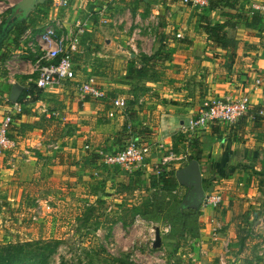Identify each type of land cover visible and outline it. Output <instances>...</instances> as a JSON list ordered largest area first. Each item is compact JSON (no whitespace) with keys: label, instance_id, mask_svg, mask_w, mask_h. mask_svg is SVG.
I'll return each instance as SVG.
<instances>
[{"label":"crops","instance_id":"crops-1","mask_svg":"<svg viewBox=\"0 0 264 264\" xmlns=\"http://www.w3.org/2000/svg\"><path fill=\"white\" fill-rule=\"evenodd\" d=\"M67 1L66 10L50 7L49 21L61 19V34L68 40L78 38L72 55L73 80L94 77L105 99L81 100L70 82L41 90L36 102H30L29 96L21 98L24 90L36 87L32 67L39 54L28 42L11 45L22 60L15 82L0 72L1 90L9 91L2 98L10 100L14 85L22 92L9 105L0 103V121L14 103L22 112L12 115L10 134L15 148L0 150V215L8 220L34 216L35 208H43L49 196L60 197L57 202H63L62 208L78 215L80 202H87L95 193L105 208L101 213L108 233L113 224L121 225L118 220L125 219L127 209H151V194L163 198L166 192L159 191L152 167L164 159L166 170L182 169L183 164L176 162L184 157L181 152L189 141L182 128L201 105L214 98L247 96L249 112L243 118L231 126H210L194 136L196 144L190 146L199 159L205 194L218 193L222 202L217 209H197L200 226L196 240L201 253L193 248L188 257L197 264H264V115H254L264 111V20L254 31L246 29L242 19L247 34L227 30L239 44L234 62L225 67L226 52L211 47L206 34L197 28V15L202 12L183 0ZM219 12L209 17L224 22L228 20L225 14L234 13L225 7ZM3 13L0 11V18ZM79 20L84 24L81 33L75 25ZM229 20L236 22L233 17ZM155 30L158 35H151ZM148 32L153 40L149 50L144 45ZM256 79L261 80L260 85H255ZM114 100L125 106L115 108ZM110 111H114L112 118L108 117ZM68 121L73 123V132L64 135L63 123ZM23 125L32 129H24L19 136ZM127 125L133 136L150 147L146 167H105L93 159L97 149H122L128 138ZM184 192L186 195V189ZM173 194L177 198L182 191L177 188ZM71 196L79 201L69 204ZM54 212L49 214L54 216ZM85 212L94 217L92 210ZM210 217L222 225L216 242L210 235ZM56 220L51 218V222ZM138 223L147 227L155 222Z\"/></svg>","mask_w":264,"mask_h":264},{"label":"rangeland","instance_id":"rangeland-1","mask_svg":"<svg viewBox=\"0 0 264 264\" xmlns=\"http://www.w3.org/2000/svg\"><path fill=\"white\" fill-rule=\"evenodd\" d=\"M20 1L21 0H0V11L2 13L4 12L0 18V23L9 17L8 9L11 8L9 5L15 6ZM230 3L232 4L231 7L234 13L228 14V19L233 17L236 22H230L238 26L236 29V26L233 28V32H239L240 34L244 32L247 34L245 32L246 30L244 31L243 27H241V24L243 23L242 15H245L244 11H248L250 0H232ZM47 11L45 16L47 18L45 21L51 24L52 21H49V12H51V10L47 9ZM220 13H222V10L219 14ZM206 14L209 16L211 13ZM210 20L212 19L210 18ZM43 28L44 26L42 29L34 30L36 32L35 34H40ZM152 34L158 35V31H151V35ZM32 36L33 37L30 39H20V41L22 44L33 41L35 35ZM144 36L147 39L144 45L147 50H149L153 40L149 37V32L145 33ZM139 43L141 42L139 41ZM11 45V42L4 41L1 46L0 72H2V75L5 76L6 79L15 82L20 71L18 63H20L22 58L20 55L16 56L17 53ZM18 51L22 53L24 49ZM239 57H241V55H239ZM5 61H7V63H5ZM1 88L0 86L1 94L5 92L7 94L9 93L8 90L3 92ZM2 99L3 98L0 99V103L4 104V100ZM62 129L63 134L70 133V130L73 132V123L69 121L63 123ZM191 141L195 144L196 138L191 137V139H189L186 145L188 148L191 146ZM188 148H185V146L183 147L181 154L184 157L176 162L180 164V166L183 164L182 168L188 165L192 161L190 157L195 155V148ZM169 171L171 172L170 174L175 177L173 169ZM178 187H180L182 191V196L180 197H183L184 188L180 185ZM61 192L62 191H60V193ZM163 195V198H159L158 195V198L155 200L151 194V199L153 203L155 202L151 209L140 208L134 209L135 211H133V209H127V214L123 216L125 219L118 220L121 225L113 224L108 233V228L104 229L103 226L104 218L101 211L104 207L100 206L98 202L99 199L96 197L95 193L87 202H85V200L80 202L78 208H80L81 213L79 212L80 214L78 213V215H75L73 211H69L65 206L66 209L62 208L63 202H57L60 197L56 200L54 199L55 197L49 196V201L47 203L45 202V205H42L43 208L39 206L35 208V217L29 213L32 216L26 215L25 218L15 217L8 220L5 216L3 217L0 215V245L8 243L11 245H21L28 242L30 246H25V249L31 250L34 244L33 242L35 241L41 243L58 242L59 246L56 252L50 257L48 264H197V260L191 262L192 260L188 255L193 253V250H195L193 248H196L199 255L201 253L197 249L196 240V238H198V227L200 226L197 218L200 216V213L197 209L194 210L189 207L187 209L182 208V204L174 200L173 191L166 192ZM205 195L208 194L204 193V197ZM159 199H163V201L157 203ZM62 201L65 200L62 199ZM68 201L69 204H73L77 203L79 200L76 201L75 198L71 196ZM46 205L51 207V209L45 210ZM52 209L55 211V214L53 213L55 217L49 214L52 212ZM86 209H90L94 212L93 218L88 216V213L85 212ZM44 212L45 214H43ZM60 212L61 215H59ZM41 213L43 215H41ZM62 215L65 217H61ZM51 218H56L57 220L51 222ZM18 219H22L21 225L17 224ZM212 219L214 218L210 217L208 221L211 236L213 229V223H211ZM138 220L155 223H147L148 225L146 227V225L139 224ZM215 221L221 225L218 219ZM7 222L9 223L7 224ZM14 222L15 225L13 226ZM155 227L162 230L160 236L161 245L158 248L153 247L155 241ZM165 229L166 231H163Z\"/></svg>","mask_w":264,"mask_h":264},{"label":"built area","instance_id":"built-area-1","mask_svg":"<svg viewBox=\"0 0 264 264\" xmlns=\"http://www.w3.org/2000/svg\"><path fill=\"white\" fill-rule=\"evenodd\" d=\"M183 3L193 7L197 11H202L208 7L209 0H183ZM51 7L55 11L66 10L68 1L51 0ZM247 13L249 15L257 14L264 17V0H251ZM75 25L79 28V33H81L84 24L79 20L75 22ZM62 29V20H53L51 24L45 25L40 34L34 36L33 41H28L29 47L32 50L37 48L39 54L32 67V74L36 75V80L34 81L35 86L40 90H46L60 87L62 84L70 82L74 83L77 96L81 100H85L88 97L94 100L105 99V93L94 77H89L84 82H75L73 80L72 55L75 52L78 38L68 40L67 37L61 34ZM32 35L33 33L31 30H26L21 36V39H30L33 37ZM260 84L261 80L256 79L255 85ZM112 104L115 108L125 106L124 102L120 100H114ZM21 110L22 107L14 103L0 121L1 151L11 150L16 146L15 142L8 137V131L12 123L13 113H20ZM248 112L249 98L247 96H242L238 99H210L201 105L195 114L188 118L186 124L182 128L183 134H185L188 139H191V137L205 131L212 125H234ZM256 115L263 116L264 111L259 110ZM113 116L114 111H110L108 117L112 118ZM126 130L128 138L126 140V145L122 149L113 152H107L103 149L94 151L96 159L103 166H117L128 170L146 167L147 157L150 154V147L141 144V142L132 135V128L130 125H127ZM84 149L90 151L88 146H85ZM165 166L166 161L164 159L153 165V172L157 177L164 171ZM221 202L222 196L220 194H208L203 198L201 206L203 208L217 209ZM45 209L49 210V206L46 205ZM211 223H213L212 240L216 242L218 241L221 225H219L215 219H212ZM163 231H166V229Z\"/></svg>","mask_w":264,"mask_h":264},{"label":"trees","instance_id":"trees-1","mask_svg":"<svg viewBox=\"0 0 264 264\" xmlns=\"http://www.w3.org/2000/svg\"><path fill=\"white\" fill-rule=\"evenodd\" d=\"M50 5H51V0H47L45 3L38 5L36 9L32 11L26 18H23L24 12L17 5L9 8L8 9L9 17H16V20L12 22L10 25H7V19H9L8 17L4 21H2V23H0V49H2L1 46L4 41H9L11 42V44H13L16 47L23 33L29 28H31L33 35H37L38 33L35 34L36 32L34 30L42 29L43 26L45 27V24L47 25L49 23V22L46 23L45 16L47 14L46 12H48L47 9H50ZM231 5L232 4L230 3L229 0H209L208 7L202 10L201 11L202 13H198L196 19L197 28L201 32L206 34L207 40L211 44V47L220 48L226 52L227 64L225 65V67H229V65L234 62L236 57V51L238 49L239 42H237L236 39H234L233 37L229 36L227 31L228 29L234 28L236 25L231 23L229 19L224 22L216 21V20L212 21L210 20V17L206 13H213L218 9L222 10V8L224 7L232 10L233 8L231 7ZM228 14H225V16L229 17ZM20 18L23 19L20 20ZM243 19L245 20L246 29L256 31L260 28L264 20V17L257 14L249 15L248 13H246V15L243 16ZM130 71H132V69H130ZM35 77L36 75L32 76L33 79ZM24 96L25 97L29 96L28 98L30 102H36L37 100L41 99V90L38 89L37 87L29 90H24L20 97L22 98ZM1 98H2V94L0 93V99ZM2 100H4L3 101L4 105L10 104L8 98L7 99L3 98ZM18 102L22 103L21 100H18ZM257 112L258 111L254 112V115H256ZM53 119L54 118H50L48 120L53 121ZM254 119L257 122V116H255ZM216 127H221V125L219 124ZM24 129L31 130L32 127L26 125L21 126L20 129L18 130L19 136L24 135ZM10 131H11V126L9 127L8 137L11 140H13ZM134 137L137 138L136 136ZM195 144L193 141L190 142L191 146H194ZM92 153H93L92 155L93 159H96V155L94 154V152ZM42 158L43 157L39 156V159ZM190 160L198 161L199 159L196 157V155H193L190 157ZM170 173L171 172L169 170H166L165 168L164 171L161 173V175L158 177L156 176V179L154 180L159 188V191L161 190L162 193L174 191L176 190V188H180L178 187L179 184L176 178L172 176ZM158 195L159 198H161V194ZM184 197H185V192L183 194V197H177L174 198V200L182 204ZM157 198L158 197L155 194L154 199L156 200ZM157 203H160V201ZM154 204L155 202L153 203V206ZM182 208L187 209L188 207L182 204ZM33 243L34 244L31 250L25 249V246L27 247L30 246L29 245L30 243L28 242H25L21 245L18 244L11 245L10 243L0 245V264H48L50 257L56 252L59 246L58 242L41 243L39 241H35Z\"/></svg>","mask_w":264,"mask_h":264},{"label":"water","instance_id":"water-1","mask_svg":"<svg viewBox=\"0 0 264 264\" xmlns=\"http://www.w3.org/2000/svg\"><path fill=\"white\" fill-rule=\"evenodd\" d=\"M47 0H21L17 6L24 12V17L26 18L32 11L36 9L38 5L45 3ZM23 18H20L22 20ZM16 20V17H9L7 19V25H10ZM7 27V26H6ZM133 56V55H132ZM22 92L20 86L14 85L10 92V101H16ZM187 175L188 183L184 182L182 175ZM175 178L178 184L184 187L187 192L185 199L182 204L187 203V199L192 195L194 197L193 203L189 206L191 209H198L201 205V202L204 198V188L201 179V173L199 170V164L197 161L192 160L187 166L175 172ZM155 241L153 243L154 248L160 247V230L155 229Z\"/></svg>","mask_w":264,"mask_h":264},{"label":"flooded vegetation","instance_id":"flooded-vegetation-1","mask_svg":"<svg viewBox=\"0 0 264 264\" xmlns=\"http://www.w3.org/2000/svg\"><path fill=\"white\" fill-rule=\"evenodd\" d=\"M183 176V180H184V182H186V183H188V178H187V175H182ZM184 188V187H183ZM185 189V188H184ZM186 192H187V190H186ZM184 199H185V197H184ZM183 199V200H184ZM193 200H194V197L191 195L188 199H187V203H185L184 205H186L187 207H189L191 204H192V202H193Z\"/></svg>","mask_w":264,"mask_h":264}]
</instances>
